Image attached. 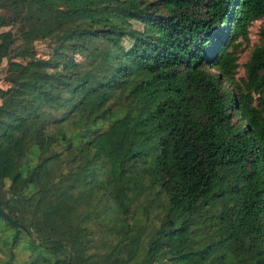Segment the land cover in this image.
Listing matches in <instances>:
<instances>
[{"label": "trees", "instance_id": "1", "mask_svg": "<svg viewBox=\"0 0 264 264\" xmlns=\"http://www.w3.org/2000/svg\"><path fill=\"white\" fill-rule=\"evenodd\" d=\"M261 15L264 0H0V58L18 64L0 79V152L28 128L0 203L33 235L23 264H76L37 237L44 191L69 192L87 235L86 219L112 234L87 264L115 246L118 264H264V21L231 86V47ZM60 30L74 37L37 53ZM23 232L0 213V264Z\"/></svg>", "mask_w": 264, "mask_h": 264}, {"label": "rangeland", "instance_id": "2", "mask_svg": "<svg viewBox=\"0 0 264 264\" xmlns=\"http://www.w3.org/2000/svg\"><path fill=\"white\" fill-rule=\"evenodd\" d=\"M47 1L52 5L56 2V0ZM2 11L8 13L7 8H3ZM80 14L86 22L96 21L104 16L112 17L110 15H104L98 10H90L85 8H82L80 10ZM263 21L264 15L253 18L247 25L246 36L239 37V42L235 43V45L231 47L237 57V66L231 79V86H234L235 80L238 81L241 77L244 76L245 61L249 58L253 46L262 41L258 34V28ZM119 22L129 23L122 20H119ZM55 34L56 35L54 36V39H40L35 41L37 53L46 54L60 40L74 37L72 34L65 33L62 30L57 31ZM75 56L78 58L81 55L75 54ZM17 65V63L8 62L7 59L1 58L0 79L3 78L4 68L16 67ZM94 103V93H90L87 95L84 102L75 109V113L78 114L82 110H92ZM27 134L28 128H15L9 131L5 137L6 144L8 143V145L2 152H0V177L4 181L5 185L8 184L9 179L15 170L16 162L14 154L25 146L27 141ZM144 198V196H141V200H143ZM154 202L155 201L151 202V208L148 217L145 216V222H156L154 214L155 212H157L158 207L156 205V202ZM40 207L47 212L42 213V215L39 217L40 231L37 233V237L56 236L62 238L69 246L71 252L74 254V261L76 264H87L88 260L90 259V257L86 256L84 253L87 243L91 242L92 247L94 248L100 246L106 236L112 239V234L106 232L105 228H101L98 221L94 219L89 221L88 219H86L85 222L87 225H89L92 231V233H89V235L91 234L90 236H92V239L89 240V235H87L85 231H83V211L81 210V208L72 203L71 196L67 191H60L53 195L48 191H44L43 200L40 203ZM133 212L136 213V210H134ZM19 223L21 225H24L21 222ZM151 224H148V228L151 227ZM23 230L24 232L21 234V239L13 248L15 253L14 264H23L24 260L30 254L31 245L29 244L27 235L31 236L32 238L33 235H31L24 228ZM116 249L117 247L115 246L112 250L108 251L105 254L103 260L106 264H118L115 258ZM243 262L244 264H250L251 255H248L247 258H244Z\"/></svg>", "mask_w": 264, "mask_h": 264}, {"label": "water", "instance_id": "3", "mask_svg": "<svg viewBox=\"0 0 264 264\" xmlns=\"http://www.w3.org/2000/svg\"><path fill=\"white\" fill-rule=\"evenodd\" d=\"M0 213L1 214H3L5 217H7L8 219H10L12 222H14L15 224H18V225H20L21 227H23L25 230H27L26 229V227L24 226V225H21L19 222H16L15 220H13V218L9 215V213L5 210V209H3V207L1 206V203H0ZM28 231V230H27Z\"/></svg>", "mask_w": 264, "mask_h": 264}, {"label": "crops", "instance_id": "4", "mask_svg": "<svg viewBox=\"0 0 264 264\" xmlns=\"http://www.w3.org/2000/svg\"><path fill=\"white\" fill-rule=\"evenodd\" d=\"M2 58H5V57H2ZM1 59V58H0ZM6 59V58H5ZM5 69V68H4Z\"/></svg>", "mask_w": 264, "mask_h": 264}]
</instances>
